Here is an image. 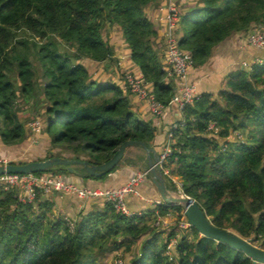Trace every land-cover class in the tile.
I'll use <instances>...</instances> for the list:
<instances>
[{"label":"trees","instance_id":"obj_1","mask_svg":"<svg viewBox=\"0 0 264 264\" xmlns=\"http://www.w3.org/2000/svg\"><path fill=\"white\" fill-rule=\"evenodd\" d=\"M192 1L186 13L180 10L178 35L195 68L233 35L264 34V0ZM160 2L0 0V140L6 150L27 139L19 101L35 98L46 105L42 120L51 146L61 150L44 160L101 165L130 140L154 148L156 127L135 113L131 93L116 83L98 82L82 61L112 62L114 51L104 33L107 27L118 28L156 100L169 106L177 88L163 62L165 47L159 48L158 31L147 15ZM182 118L184 126L174 132L171 164L177 163L171 173L181 179L183 194L216 227L264 249V56L230 73L218 94L198 96ZM0 157L15 164L33 162L9 160L11 155L3 152ZM135 162L124 157L101 178L84 169L70 173L59 167L46 173L62 175L68 183L73 176L100 181ZM50 194L38 190L34 202L24 204L17 188H0V264H110L115 254L123 264H253L244 253L202 237L194 228L181 229L180 205L162 202L128 217L97 199L100 206L71 219L55 210ZM170 214L174 223L156 225ZM174 238L178 244L169 256Z\"/></svg>","mask_w":264,"mask_h":264},{"label":"crops","instance_id":"obj_2","mask_svg":"<svg viewBox=\"0 0 264 264\" xmlns=\"http://www.w3.org/2000/svg\"><path fill=\"white\" fill-rule=\"evenodd\" d=\"M181 4V14L186 13V10L193 5V1L188 0H179ZM190 4V6H189ZM165 0H161L160 4L157 6L151 7L147 11V15L149 19L153 22L155 28L158 31L159 38L157 43L159 44V48L164 50L165 47V32L166 26L162 17L165 15ZM104 38L107 40L109 45L112 47L114 51L113 61H105V62H95L88 59L82 61V63L88 68L91 75L94 77L95 80L98 82H113L118 84L123 90L125 91V73L131 72L137 76H143L140 69L132 62L131 60V52L128 49L125 40L123 38L122 33L116 27H107V30L104 33ZM246 34L240 33L231 36L230 38L226 39L219 45H217L213 52L206 62L205 65L193 68L190 70L187 78V84H193L196 86V92L198 96L202 95L203 93H214L218 94L219 91L224 89L226 77L240 68L248 67L262 59L264 56V49L256 48L252 46H248L246 44ZM166 53V48L164 50ZM163 62L165 63L166 68L167 62L166 58H164ZM174 83L177 88V93L179 92V88L181 86V82L178 79H174ZM148 89L151 91L152 87L150 84H147ZM133 110L138 115V117L142 120L151 122L154 124L157 130V137L154 141V150L160 151L163 149L165 144L167 143V136L170 127L172 124L178 122L182 116L181 112L179 111L178 107L175 105H171L166 109V112L162 119L155 118L151 112L149 111L148 104L141 100L138 96L131 94L130 95ZM39 98H35L34 100H27L31 101L34 107L37 103V110L36 107L32 111V109H28V107L19 113V117L22 118L25 122V130L27 134V139L25 140L24 144L18 147H23V149H29L30 153L35 155L36 157H45L49 148L51 147L50 144V137L46 133L47 122L41 121L39 118V112H45L46 105L39 103ZM23 102V100H21ZM39 101V102H37ZM30 104V103H29ZM42 109V111L40 110ZM41 114V115H42ZM39 121L40 127L36 129L33 124L34 122ZM33 139H40L39 143H33L31 140ZM38 142V141H37ZM47 145V146H46ZM6 146L0 140V155L2 152L6 150ZM131 149H138V148H131ZM127 150L125 157L130 160L139 162V160L144 159L146 161V167L144 170H140L141 167L137 163L136 166L128 165L125 163L123 166L118 168L116 171L112 172L107 176V180L103 181H93L90 179H82L80 176H73L70 177L71 183L74 182L79 188H119L126 184L133 175H135L139 171H145L148 169V155L144 150L142 154H137L134 157L128 156L129 151ZM25 156V155H23ZM34 156V157H35ZM26 158L29 156H25ZM1 158V157H0ZM22 156L13 154L9 158V160H20ZM30 161V158H28ZM4 160V159H3ZM6 160V159H5ZM32 160V159H31ZM38 160V159H36ZM138 160V161H137ZM8 161V159H7ZM33 161V160H32ZM35 161V160H34ZM10 162V161H8ZM174 166L170 167L173 170ZM83 168H77L76 171H81ZM172 172V171H171ZM62 176V175H60ZM175 176V175H174ZM178 177V176H176ZM179 178V177H178ZM65 180V178H64ZM66 181V180H65ZM73 181V182H72ZM51 198L55 202V210L60 212L62 215L66 216V218H76L77 215L85 211L86 209H91L96 205L97 199H89V200H81L77 197L74 193H63V192H56L51 191ZM48 194V193H47ZM160 196L158 191L151 180V176H147L143 182L140 184L138 188V195L128 196L127 198V205L131 212L134 213H143L150 209H155V201L160 200ZM101 202V201H99ZM171 214L167 218H172ZM160 219V222H164V219ZM172 224V223H170ZM168 224V225H170ZM164 225V224H163ZM165 225V226H168Z\"/></svg>","mask_w":264,"mask_h":264},{"label":"built area","instance_id":"obj_3","mask_svg":"<svg viewBox=\"0 0 264 264\" xmlns=\"http://www.w3.org/2000/svg\"><path fill=\"white\" fill-rule=\"evenodd\" d=\"M165 15L162 20L166 26L165 32V58L167 62L168 75L171 78H176L181 82L179 92L172 98L169 106L175 105L178 107L179 111L183 112L186 106L194 103L195 99L198 97L196 92V86L193 84H187L186 78L191 69L194 68V62L189 53L182 50L179 45V23H180V7L178 0H165ZM246 44L248 46L256 48H264V34H250L246 37ZM126 91L131 94L138 96L141 100H144L149 107L151 114L157 118L162 119L166 109L169 106H164L158 102L153 95V93L148 89L147 83L143 76H137L131 72L125 73V86ZM185 121L182 116L180 120L174 124L169 129L167 136V143L163 147L162 153L160 154L159 165L161 167L163 176L169 177L172 183L177 188V193L184 195L182 188L183 184L180 178L174 176L171 173L169 166H175L177 159H175L171 164V158L173 155L172 145L174 143V132L180 127H183ZM33 126L38 129L40 127V122H34ZM210 130L218 132L215 124L210 125ZM238 135V134H237ZM0 163H7L5 160L0 158ZM148 169L145 171H139L130 180L119 188H79L76 184L68 183L64 180L63 176L53 175L50 173H36L29 175L22 174H5L0 175V188L3 190H11L17 188L19 190L18 200L21 203H32L35 200L36 192L41 190L45 193H50L51 191L63 192V193H74L81 200L89 199H103L109 202L115 209V211L121 215L131 217L136 213L131 212L127 205L128 196L138 195V188L143 180L149 176ZM186 196V195H184ZM163 201L160 199L155 201V206L157 207ZM155 207V208H156ZM140 214V213H138ZM184 216V220L180 222L181 229L191 231V226L187 223ZM71 230H74V223L68 220ZM160 224V220H159ZM178 244V238L171 240L168 246V255L172 256L171 250ZM115 264H123L120 260L115 262Z\"/></svg>","mask_w":264,"mask_h":264},{"label":"water","instance_id":"obj_4","mask_svg":"<svg viewBox=\"0 0 264 264\" xmlns=\"http://www.w3.org/2000/svg\"><path fill=\"white\" fill-rule=\"evenodd\" d=\"M131 148H141L147 153L148 171L161 200L168 205L182 206L187 223L202 237L213 239L244 253L253 261V264H264V249L255 245L253 240L244 239L231 230L216 227L197 202L193 201L189 196L168 190L166 180L159 165L160 153L153 148H149L144 142L130 140L121 144L113 157L101 165H90L82 160L53 157L25 164L0 163V175L46 173L59 167L68 168L70 173H74L80 167L90 176L101 178L113 171L123 160L127 150Z\"/></svg>","mask_w":264,"mask_h":264},{"label":"rangeland","instance_id":"obj_5","mask_svg":"<svg viewBox=\"0 0 264 264\" xmlns=\"http://www.w3.org/2000/svg\"><path fill=\"white\" fill-rule=\"evenodd\" d=\"M30 103V104H29ZM31 104L33 105V103H31V101H28V102H26V101H19V113L21 112V111H23V110H25L27 107H28V109L30 108V109H32V111L34 110V108L36 107V110L38 109L37 108V103L36 104H34L35 106L34 107H32L31 106ZM41 111H42V109H40ZM40 114H39V118L41 119V121H43L42 120V116H43V114H42V112H39ZM44 113V112H43ZM42 114V115H41ZM23 122H24V125H26V122L23 120ZM47 133V132H46ZM38 141V142H37ZM39 141H40V139L38 138H36V139H33L32 138V140H31V142H33V143H39ZM47 146V145H46ZM30 150L29 149H23L22 147H12V148H10V149H8V150H5L4 152H3V154H7V155H13L14 153L15 154H17V155H21L22 156V158H20V161H25L23 158H25V156H29V157H27V160H26V162H28L29 161V159L28 158H30V161H40V160H44V158L45 157H40V156H38V157H36L35 155H33V154H31L30 152H29ZM61 150L60 149H53V147L51 146L50 148H49V150H48V152H47V154L48 153H53V154H57L58 152H60ZM137 154H142V151L140 150V149H131L130 151H129V153H128V156H131V157H134L135 155H137ZM23 155H25V156H23ZM35 156V157H34ZM129 158V157H128ZM32 159V160H31ZM36 159H38V160H36ZM5 160V159H4ZM7 163H8V161L7 160H5ZM18 161V160H17ZM138 161V160H137ZM136 163V162H135ZM138 164H139V166L141 167V169L140 170H144V168L146 167V161L144 160V159H142V160H139V162H138ZM119 167H121V166H119ZM118 167V168H119ZM169 167H171V166H169ZM106 181L107 180V177H104V179H103V181ZM166 182H167V185L169 186V188H171V189H174V190H177V188H176V186L172 183V181H171V179L169 178V177H166ZM182 215H184V210H183V212H182ZM175 219H176V217L175 216H173L172 218H165L164 219V222L162 221V223L164 224V225H168V224H170V223H174L175 222ZM184 220V216H183V218H182V221ZM156 225H159V220L157 221V223H156ZM184 230V229H183ZM186 231H188V230H186ZM189 232V231H188ZM191 238V237H190ZM256 245V244H255ZM123 261V263H124V259L122 258V256L120 257L119 255H117V254H115L114 256H113V259L111 260V262H110V264H114L115 262H118V261Z\"/></svg>","mask_w":264,"mask_h":264}]
</instances>
